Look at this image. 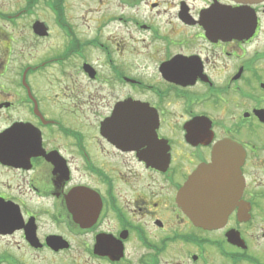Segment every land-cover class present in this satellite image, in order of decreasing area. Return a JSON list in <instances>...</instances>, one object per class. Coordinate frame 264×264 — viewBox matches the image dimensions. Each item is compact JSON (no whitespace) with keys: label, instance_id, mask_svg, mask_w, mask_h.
Returning a JSON list of instances; mask_svg holds the SVG:
<instances>
[{"label":"flooded vegetation","instance_id":"af4514ba","mask_svg":"<svg viewBox=\"0 0 264 264\" xmlns=\"http://www.w3.org/2000/svg\"><path fill=\"white\" fill-rule=\"evenodd\" d=\"M19 1L0 7L19 29L0 30V264H264V0H103L91 35L66 0ZM219 144L236 199L206 227L178 191Z\"/></svg>","mask_w":264,"mask_h":264},{"label":"water","instance_id":"95a60500","mask_svg":"<svg viewBox=\"0 0 264 264\" xmlns=\"http://www.w3.org/2000/svg\"><path fill=\"white\" fill-rule=\"evenodd\" d=\"M233 1L247 3L260 0ZM222 144L213 150L211 162L198 166L178 191L179 205L201 226L217 225L227 216L236 199L237 147Z\"/></svg>","mask_w":264,"mask_h":264},{"label":"rangeland","instance_id":"374dc122","mask_svg":"<svg viewBox=\"0 0 264 264\" xmlns=\"http://www.w3.org/2000/svg\"><path fill=\"white\" fill-rule=\"evenodd\" d=\"M66 1H67L66 15L70 22H72L73 24L78 23L77 32L80 33L83 32L84 34H86V32L88 31L89 35H91L95 26H97L98 17L103 13L108 12V5H106L105 2L103 3V0L101 1L99 0L98 2L97 0H66ZM19 3L20 1L16 2V0H0V7L2 6L6 10L14 11L19 7L18 6ZM102 3L103 5H101ZM35 16L38 17L40 20L45 19V20H49L50 22L49 13L41 6L35 8L34 10H31L30 14L26 18L33 19L35 18ZM0 26H1L0 30H4V32L8 34H12V33L17 34V31L19 30L17 26L12 28L9 27L8 25H4L1 22H0ZM115 29H107L102 33L107 35L109 30L110 31L112 30V32H114L116 31ZM53 32L54 35L51 38L45 39L46 43L44 44L40 43L38 45H35L34 48L38 47L37 49L26 50V57L29 58L32 63H36L44 56H47L50 50L53 51L54 49L58 48L60 38L57 37L58 35L54 29ZM140 62L143 61L140 60L139 63ZM136 65L133 66L134 69L136 68ZM72 73L73 71L71 72V74ZM56 74H57V69L54 66H52L51 68L48 67L44 68L40 72L36 71L32 73L31 77L35 82V85L37 82H41L39 84L40 87L36 85L37 86L36 90L41 96L43 94H46L47 96H53L55 94V92L49 89V87L47 88L46 81H50L51 84H58V82L55 81L54 79ZM71 77H73V75H70V79ZM0 243L2 244V242ZM0 247H2V245H0ZM11 250L14 251L16 255L21 256L22 259L26 261H30L29 253L25 252L23 249H18L15 247V248H11ZM39 260H40L39 263L41 264H54L56 258L49 257L47 254H40L39 258H35V261H39ZM32 264H37V262H34Z\"/></svg>","mask_w":264,"mask_h":264}]
</instances>
